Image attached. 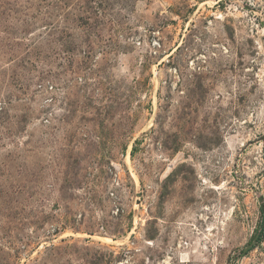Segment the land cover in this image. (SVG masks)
<instances>
[{
  "label": "rangeland",
  "instance_id": "rangeland-1",
  "mask_svg": "<svg viewBox=\"0 0 264 264\" xmlns=\"http://www.w3.org/2000/svg\"><path fill=\"white\" fill-rule=\"evenodd\" d=\"M0 264H264V0H0Z\"/></svg>",
  "mask_w": 264,
  "mask_h": 264
}]
</instances>
